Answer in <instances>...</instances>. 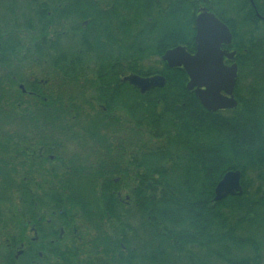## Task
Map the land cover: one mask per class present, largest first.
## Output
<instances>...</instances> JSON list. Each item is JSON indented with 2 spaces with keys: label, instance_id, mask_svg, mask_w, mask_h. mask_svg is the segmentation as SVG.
<instances>
[{
  "label": "trees",
  "instance_id": "trees-1",
  "mask_svg": "<svg viewBox=\"0 0 264 264\" xmlns=\"http://www.w3.org/2000/svg\"><path fill=\"white\" fill-rule=\"evenodd\" d=\"M217 1L0 0V77L4 82L31 90L24 74L15 72L13 77L14 62L8 61L12 58L19 69L34 57L49 58L52 73L62 81H77L79 76L89 80L90 74L94 83L106 82V89L99 88L101 100L97 102L107 111L130 113L132 130L142 137L131 150L135 156L132 175L113 170L114 166L98 171L100 187L118 186L110 178L114 172L121 180L131 176L135 187L130 193L137 218L130 229L133 236L129 242L115 238V264H264V89L248 90L238 111L208 112L186 89L184 70L170 69L161 61L164 52L174 47L194 50L200 7L222 21H227L226 13L250 9L247 0H233L232 7L220 11L215 3L221 0ZM257 8L259 12L264 9ZM231 28L236 42L238 31ZM249 35L239 48L245 56L244 74L264 76V49ZM67 39L73 43L67 44ZM124 75H160L166 82L140 94L135 87L121 84ZM111 89L114 101L105 104L104 94ZM58 92L47 97L48 114L54 119L48 127L52 131L63 124L72 134L84 115L77 98L86 95V89L71 94L62 111L57 105L66 97ZM28 97L19 90L13 102L15 115L24 120L33 114ZM126 100L131 101L130 107L125 106ZM75 133L73 139L87 137ZM23 138L29 135L17 137L28 166L31 154L24 149L29 144ZM229 171L241 173L242 194L214 202V188ZM22 181L17 189L22 204L6 215L0 211V264H15V229L7 230L6 216L16 221L21 234L28 219L23 206L29 197L28 177ZM101 191L100 201L113 224L121 223L123 217L113 212L117 200L110 191Z\"/></svg>",
  "mask_w": 264,
  "mask_h": 264
},
{
  "label": "flooded vegetation",
  "instance_id": "flooded-vegetation-1",
  "mask_svg": "<svg viewBox=\"0 0 264 264\" xmlns=\"http://www.w3.org/2000/svg\"><path fill=\"white\" fill-rule=\"evenodd\" d=\"M247 1L250 9L246 10L245 12L241 11L239 13H229L230 17H226L227 21L220 20L213 12H210L206 7H200L197 10L196 17L198 16L199 10L201 8H206L208 12L214 14L218 18V20L228 28L231 34V42L229 44H222L220 49L224 53L222 60L223 66L226 69L230 68L233 65H235L236 67V76L232 89V96L234 101L236 102V106L233 108L219 109L213 113L220 112L227 114L238 111L243 107V102L249 94L248 90H251V88H255L257 92H260L262 91V89H264V76L260 74L253 76L244 74L245 56L241 51H239V48L242 47L244 40L250 37V33L253 35L256 41H259L260 45L264 49V28L261 30V33H259L258 36H255V31L256 29H258V26H261V24L264 25V9L259 12L257 8V6L264 7L263 1ZM244 14L246 15V20ZM231 27L238 31V40L236 42L234 41L235 38ZM243 30L247 31L248 36H246L247 34L244 35ZM66 42H68L69 44L73 43V41H71L70 39H67ZM77 42L78 37L76 39V43ZM195 51L196 46L194 50L189 53L193 55ZM12 62H14V66L11 67V71L14 74L13 77H15V72H21V74H24L26 78H28V81L30 83L31 90L29 92H26L23 85H19V90L24 94L27 93L28 95H30L29 99L32 104V113H37V111H43L47 113L51 110V108L47 106L46 101L47 97H49L52 92L53 86L55 90H59V87H61L62 89H64V91H68L62 84V80L58 79V77L52 73L53 69L51 59L34 57L33 59L28 60L29 65L27 67H22L20 69L15 68V61ZM127 76H121V84L129 85L128 82L124 81ZM78 80H80L79 90L82 91L85 88L86 93L92 96V98L88 101V104L100 108L103 112L106 111L107 109L105 105L97 102L98 99L101 100L99 88L106 89L104 87V84H106V82L101 85L87 81L91 85L84 84L82 76H79L77 81ZM204 90L210 92V82H205ZM106 91L107 93L104 94L105 104L109 102L107 101L108 97L112 96V94L114 93V89ZM190 92L194 94V91ZM42 126L43 125H40V127ZM44 127L45 130H43V132L47 134L49 132L48 130H50V127ZM35 137L36 138H28L31 147H24V149L28 150L31 154L30 160L32 161V163L30 162V164L28 165L29 173H35L38 170V167L42 163L46 162V158L48 160L56 159V157L49 154V151H53L54 149L56 150L57 146L54 147V145H56L57 143L59 147L58 149H61V151H63L62 143L64 142V140L46 136L37 137L35 135ZM73 141L76 145H78L80 142H83L82 139H73ZM47 153L49 155H45ZM15 156L20 157L19 148H16ZM60 164V169L61 167L65 168L63 167L65 166L63 163ZM113 166V170H115L116 167L118 168V170H125L126 172H129L128 166L126 168V166L118 165L115 159L112 165L108 164L103 168H105V170H108L110 168H113ZM69 170L70 169L68 167L67 171ZM117 180L118 179L114 181L116 182ZM130 186L125 188L126 194L124 195V197H122L121 195L122 191L117 190V187L105 188L99 186V194H101V190L110 191L112 198L114 197L117 200L114 205L115 209H113V212L116 216L124 217V212H126V210L132 211V208L134 209L136 206L132 203V199L130 196V193L132 192V190H135V187ZM33 188L34 190H37L35 186ZM50 190H54V187L47 188V191ZM57 190L59 191L58 193H62V191L66 192V190L61 189L62 191H60L58 188ZM36 192L37 191H33L32 196L36 194ZM62 205L63 204L60 202L56 203L52 201H46L45 199H41L40 196H33V200L29 204H27L28 219H26V225H23L22 230L24 231V233L21 234L19 232V226L17 224L15 225V264H115L114 228H112V233H103V231L106 230V224L108 225V223L110 222L114 223V220L109 216L108 212L105 211L103 203H99V205L101 206V210L96 213L89 211V206L87 205V203L80 204L83 207L78 208L80 211H78V213H75L72 209L71 211H65L64 209H62ZM82 210L86 211L84 212ZM78 214L82 215V217L77 216ZM111 250L112 253L110 255L108 254V251L111 252Z\"/></svg>",
  "mask_w": 264,
  "mask_h": 264
},
{
  "label": "rangeland",
  "instance_id": "rangeland-1",
  "mask_svg": "<svg viewBox=\"0 0 264 264\" xmlns=\"http://www.w3.org/2000/svg\"><path fill=\"white\" fill-rule=\"evenodd\" d=\"M229 1L230 0H221L219 4L215 3V7L220 11H222L226 6L232 7L231 2H233V0L230 2ZM262 1L264 4V0ZM260 8L264 7L262 6ZM229 15L230 14L227 15V13L224 14L225 17H230ZM263 28L264 25H259L258 29L255 31V36H258ZM66 43L69 44L68 42ZM12 60L15 61V58H12L8 61ZM152 60L158 61L156 58ZM84 62H86V60H84ZM0 74V76L3 75V71L1 69ZM89 76V80L83 79L84 84L91 85L87 81H90L91 83L94 82L92 75L89 74ZM0 79V111H10L8 114L5 112H0V197H6L4 201L0 200V211L3 210V213L6 215L7 212L10 211L9 209H13L14 206L15 208L19 207V205L22 204L18 199L17 189L20 187V182L24 184L22 179L25 177H28V184L30 187L28 188L29 197L25 198L24 204L26 205L23 206L27 207V204L33 200V196H40L41 199H45L46 201L62 203V209L65 211H71L72 209L75 213H78L79 204L81 203H87L89 206V211L95 213L100 211L101 206L99 203H101V201L99 194V179L101 177V172L98 171L103 169L105 165L107 166L109 162H112V165L115 159L118 165L126 166V168L128 166L129 175H132L131 172L133 173L132 169L134 168L132 167V161L133 157L135 156L131 153V150L140 143L142 137H139L136 132H133V125L130 121V113H127L125 110H116L114 112H112L113 110H106L103 112L100 108H97L93 104L91 107L87 105L88 101L92 98L90 94L78 97L77 102H80L82 110H84V115H82V120L77 123V128H74L72 134H69L65 128V125L63 124H57L56 126L60 125V127H55L52 129V131L49 130L47 134V136L50 134L53 136L54 134L56 138L64 140L63 143L61 142L63 145V151L58 149L59 147L57 143L54 145V147L57 146L56 150L54 149L53 151H49V154L56 157V159L48 160L46 158V162L42 163L35 173H29L28 166L25 164L22 158L23 144H20V140L17 139V137H23L24 135H29V138H36L35 135L37 137H44V126L48 127V125L51 123L50 121H54V119L49 117L51 115H49L48 112L46 113L43 111H37V113L34 112L32 115H29L26 117L28 120L22 119V116L19 114L15 115V109L13 110V102L15 97L18 95L19 85L23 84H15V82H13L12 85H8L6 80L4 82L2 77H0ZM61 82L68 91H64V89L61 87H59V90H55L53 86L51 92L54 93L59 91L58 96H61L62 98L66 97V99L63 100L64 103L62 105H57L60 107L59 111L64 110L65 104L70 102L69 100L71 98V94L74 95L80 89V80H63ZM66 92L69 93L66 94ZM113 94L112 96L108 97V101H114ZM10 101L11 106H7L10 104ZM130 103L131 101L129 102L126 100L125 106L130 107ZM262 110L264 112V108H262ZM55 119H58V117L55 116ZM40 125L43 126L40 127ZM76 131L77 133H84L87 135V137L85 136L80 138L83 140V142H80L78 145H76L73 141V135ZM23 139L29 144L25 145V147H31V144L28 141L29 139ZM16 148H19L21 151L20 157L15 156ZM14 152L15 155L13 157ZM49 154L47 153L45 155ZM28 162L32 163L31 160ZM60 163H63L65 165L63 167L65 168L61 167L60 169ZM68 167L70 169L69 171H67ZM110 178L113 181L118 179L116 182H114L116 185H118L117 190L122 191V197H124L126 194L125 188L129 187L130 185L134 186L131 176L121 180L117 175H115L114 172ZM34 186L37 188V190H34ZM48 187H54V190H50L52 192L47 191ZM57 188L60 191L66 190V192L62 191V193H58L59 191ZM32 189L33 191H37L33 196ZM7 199L9 201H6ZM12 211L11 213L14 212ZM82 211L85 212L86 210ZM124 214L125 215L121 223L113 224V222H110L108 223L109 227L106 224V230H104L103 233H112V228L116 226V229L117 227L118 229L116 231L117 235L115 234V238L120 237V239H124L125 241L129 242L130 238L132 239L133 236L130 229L136 224L137 218L134 214L133 208L132 211L126 210ZM77 216L82 217L80 214ZM16 224V221L10 222L8 216H6L5 225L7 230L12 231V229L16 228ZM111 253L112 250L111 252L108 251V254L111 255Z\"/></svg>",
  "mask_w": 264,
  "mask_h": 264
},
{
  "label": "water",
  "instance_id": "water-1",
  "mask_svg": "<svg viewBox=\"0 0 264 264\" xmlns=\"http://www.w3.org/2000/svg\"><path fill=\"white\" fill-rule=\"evenodd\" d=\"M196 51L192 55L183 46H177L165 51L161 60L170 69L182 68L188 77L186 89L194 91L201 106L215 112L219 109L233 108L236 102L232 96V89L236 76L235 65L230 68L223 66L224 53L220 47L231 42L228 28L220 22L214 14L201 8L195 19ZM124 81L138 89L140 94L165 85V78L159 75L139 77L129 75ZM205 82L211 83V90H204ZM242 194L241 173L229 171L223 175L214 188V202H220L228 196Z\"/></svg>",
  "mask_w": 264,
  "mask_h": 264
}]
</instances>
